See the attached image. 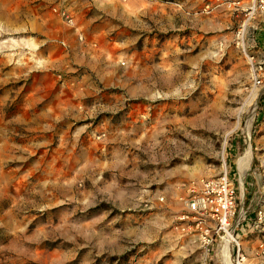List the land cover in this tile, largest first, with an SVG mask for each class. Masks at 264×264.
I'll return each mask as SVG.
<instances>
[{
	"label": "rangeland",
	"instance_id": "rangeland-1",
	"mask_svg": "<svg viewBox=\"0 0 264 264\" xmlns=\"http://www.w3.org/2000/svg\"><path fill=\"white\" fill-rule=\"evenodd\" d=\"M213 2L0 0V264H227L180 229L224 167L264 264V79Z\"/></svg>",
	"mask_w": 264,
	"mask_h": 264
},
{
	"label": "built area",
	"instance_id": "built-area-1",
	"mask_svg": "<svg viewBox=\"0 0 264 264\" xmlns=\"http://www.w3.org/2000/svg\"><path fill=\"white\" fill-rule=\"evenodd\" d=\"M212 8H226L234 17H241L234 34L236 46L249 58L253 68L252 77L256 84L264 79V49L261 57L254 59L250 53L251 45L247 41L249 29L255 30L258 25L264 27V0H214L213 4H207L204 12H210ZM256 24V25H254ZM254 41V38H251ZM235 174H231L227 167H224L217 176H203L191 183L188 189V196L184 203L191 213L189 224L181 225V231H193L201 240L206 251L212 250L216 238L220 240L230 237V264H243L245 256L240 242V233L245 231L241 221L245 219L243 207H238V195ZM239 178V176H238ZM213 229V233L210 230ZM230 250V249H229ZM230 252V251H229ZM232 255V259H231Z\"/></svg>",
	"mask_w": 264,
	"mask_h": 264
},
{
	"label": "bare ground",
	"instance_id": "bare-ground-1",
	"mask_svg": "<svg viewBox=\"0 0 264 264\" xmlns=\"http://www.w3.org/2000/svg\"><path fill=\"white\" fill-rule=\"evenodd\" d=\"M9 27H10V25H9ZM249 155H250V152H248V157L246 159V164L244 165V171H245L246 167L248 166ZM229 249H230V237L228 236L227 238L224 239L223 244H222L221 249H220L221 254H222V256H224L227 264H230V260H229V256H230V252L229 251L230 250Z\"/></svg>",
	"mask_w": 264,
	"mask_h": 264
}]
</instances>
